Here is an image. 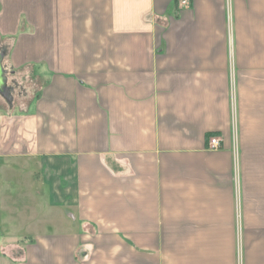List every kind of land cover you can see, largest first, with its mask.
Listing matches in <instances>:
<instances>
[{
  "label": "crops",
  "instance_id": "1",
  "mask_svg": "<svg viewBox=\"0 0 264 264\" xmlns=\"http://www.w3.org/2000/svg\"><path fill=\"white\" fill-rule=\"evenodd\" d=\"M179 1L0 0V264H264V0Z\"/></svg>",
  "mask_w": 264,
  "mask_h": 264
},
{
  "label": "built area",
  "instance_id": "2",
  "mask_svg": "<svg viewBox=\"0 0 264 264\" xmlns=\"http://www.w3.org/2000/svg\"><path fill=\"white\" fill-rule=\"evenodd\" d=\"M189 0H180L179 3L181 6H187L188 5ZM220 145V139L217 136H212L209 138L208 141V147L210 149H216L218 148Z\"/></svg>",
  "mask_w": 264,
  "mask_h": 264
},
{
  "label": "water",
  "instance_id": "3",
  "mask_svg": "<svg viewBox=\"0 0 264 264\" xmlns=\"http://www.w3.org/2000/svg\"><path fill=\"white\" fill-rule=\"evenodd\" d=\"M8 87L6 86V80L4 76V71L0 64V94L7 96L8 94Z\"/></svg>",
  "mask_w": 264,
  "mask_h": 264
}]
</instances>
